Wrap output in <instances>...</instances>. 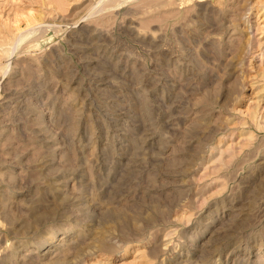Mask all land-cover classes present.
Here are the masks:
<instances>
[{
  "label": "rangeland",
  "instance_id": "rangeland-1",
  "mask_svg": "<svg viewBox=\"0 0 264 264\" xmlns=\"http://www.w3.org/2000/svg\"><path fill=\"white\" fill-rule=\"evenodd\" d=\"M263 5L0 0V264H264Z\"/></svg>",
  "mask_w": 264,
  "mask_h": 264
},
{
  "label": "bare ground",
  "instance_id": "bare-ground-1",
  "mask_svg": "<svg viewBox=\"0 0 264 264\" xmlns=\"http://www.w3.org/2000/svg\"><path fill=\"white\" fill-rule=\"evenodd\" d=\"M253 4H254V3H253ZM253 4H251V8H253V6H254ZM258 4H259V2H258ZM248 6H250V3H249ZM263 6H264V5H263ZM259 10H260V9H259ZM250 11H251V9H250ZM262 12H264V7H263V9H261V13H262ZM259 13H260V12H259ZM245 16H248L247 13H246ZM252 37H253V36H252ZM247 42H248V44L250 45V39H249ZM247 46H248V45H247ZM249 49H250V48H249ZM246 51H247V50H246ZM241 61H242V60H241ZM239 62H240V61H239ZM241 63H242V62H241ZM239 64H240V63H239ZM239 64H238V65H239ZM47 237H48V236H47ZM49 237H50V236H49ZM47 239H48V238H47ZM43 242H44V241H43ZM43 244H45V242H44Z\"/></svg>",
  "mask_w": 264,
  "mask_h": 264
}]
</instances>
